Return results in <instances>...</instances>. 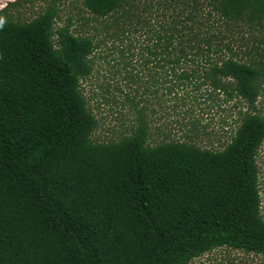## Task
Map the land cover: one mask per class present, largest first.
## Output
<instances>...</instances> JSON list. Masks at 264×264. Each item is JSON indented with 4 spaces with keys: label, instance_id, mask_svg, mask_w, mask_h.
<instances>
[{
    "label": "trees",
    "instance_id": "1",
    "mask_svg": "<svg viewBox=\"0 0 264 264\" xmlns=\"http://www.w3.org/2000/svg\"><path fill=\"white\" fill-rule=\"evenodd\" d=\"M16 2L0 9V264H189L222 246L264 256V54L234 38L264 27V0H82L85 29L58 23L56 0L13 19ZM140 37L169 93L244 101L228 142L202 145L192 122L195 135L152 144L141 110L130 134L94 139L82 80L105 43L131 58Z\"/></svg>",
    "mask_w": 264,
    "mask_h": 264
},
{
    "label": "rangeland",
    "instance_id": "2",
    "mask_svg": "<svg viewBox=\"0 0 264 264\" xmlns=\"http://www.w3.org/2000/svg\"><path fill=\"white\" fill-rule=\"evenodd\" d=\"M15 0H0V9ZM9 6L7 16L13 19L28 20L35 17L48 6L51 0H16ZM59 8L58 23L62 24L71 17L72 23L80 28H88L82 23L91 19L90 12L82 0H56ZM83 17V18H82ZM90 22V23H91ZM237 47L240 52L255 55L256 49L264 54V27H252L236 32ZM136 54L131 58L123 57L119 51L107 49L112 43H105L96 51L94 71L82 80V89L89 105L99 119L93 133L96 140L119 139L130 134L135 124L137 110L146 114L151 123L150 142L158 143L164 138H179L195 135L188 131L187 125L194 122L198 127V142L210 147H221L229 141L238 120L239 111L245 106L239 99L226 100L225 94L212 91L204 86L193 93L175 96L162 85L164 76L150 67L142 65L141 53L146 52V41L140 37L133 41ZM129 42H118V49H124ZM124 47V48H123ZM104 55V56H101ZM125 55V54H124ZM145 56V55H144ZM248 58V57H246ZM155 74V76H152ZM170 84V83H169ZM168 86V84H165ZM159 89V91H156ZM127 97L133 99L129 101ZM179 97V98H178ZM258 110L264 115V87L257 101ZM191 125V124H190ZM257 162L259 166L261 209L264 215V141L261 144ZM264 256L239 249L222 246L194 258L189 264H259Z\"/></svg>",
    "mask_w": 264,
    "mask_h": 264
}]
</instances>
